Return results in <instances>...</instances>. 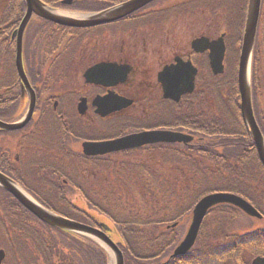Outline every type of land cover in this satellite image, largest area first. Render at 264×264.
Segmentation results:
<instances>
[{
	"label": "flooded vegetation",
	"instance_id": "af4514ba",
	"mask_svg": "<svg viewBox=\"0 0 264 264\" xmlns=\"http://www.w3.org/2000/svg\"><path fill=\"white\" fill-rule=\"evenodd\" d=\"M61 1L57 9L75 12L77 0ZM181 6L155 0L124 18L85 27L61 25L34 14L24 34L29 84L17 66V28L13 30L14 22L8 19V123L22 120L35 99L30 122L21 129H8V177L47 204L67 201L73 194L85 198L77 185L83 181H77V170L88 168L91 175L92 160L103 163L135 154L129 149L84 156L85 142L150 130L197 138L194 127H184L182 116L203 121L206 115L217 114L219 101L211 91L217 92L220 83L211 64L212 51L195 49L194 38L187 48L181 47L185 50L172 53L169 33L161 40L155 33L136 34L154 32L156 26L165 29L164 24L184 18L182 10L175 11ZM22 7L8 0V12ZM220 36H208L210 44ZM225 43L227 57L226 37ZM211 47L219 48L214 43ZM189 75L193 90L180 93L185 90L181 81ZM62 184L67 196L60 194ZM12 199L17 202L8 197Z\"/></svg>",
	"mask_w": 264,
	"mask_h": 264
},
{
	"label": "trees",
	"instance_id": "16d2710c",
	"mask_svg": "<svg viewBox=\"0 0 264 264\" xmlns=\"http://www.w3.org/2000/svg\"><path fill=\"white\" fill-rule=\"evenodd\" d=\"M9 1L23 7L8 12V0H0V38H3L0 58L6 60V68L8 19L11 24L14 22L12 29L15 30L25 12L23 0ZM46 1L52 5L60 3V0ZM122 1L125 0H77L74 9L98 11ZM248 1L241 8L244 21ZM259 24L253 97L258 102L259 109L255 105V110L264 134V105L259 102V92L264 95V0ZM243 27L244 22L234 42L241 43ZM234 61L236 66L238 54ZM236 75L235 71L222 78L214 94L219 109L225 112L223 115L211 113L201 121L183 113L184 127H194L198 136L190 144L158 143L132 150L131 153L153 157V166L115 158L103 163L92 160L90 164L98 171L96 178L100 183L93 182L87 188L85 178L84 183L77 184L86 196L88 207L108 215L114 222L125 264H250L253 257L264 255V227L239 231L246 226L245 220L253 219L244 217L233 205L221 204L209 211L193 249L185 255L172 256L185 233L184 220L206 194L237 193L264 217V168L241 117ZM6 86L0 84V118H8V89L6 92L3 89ZM227 87L229 93L225 90ZM189 121H198L199 125ZM0 170L8 174V146L2 141ZM104 177L111 180L107 186H104ZM66 188L64 185L61 195L67 196ZM10 196L0 187V246L8 253L10 249L15 250L26 264H108L107 252L95 241L48 225L18 202H9ZM51 207L64 216L99 225L95 216L69 198ZM8 223L13 237L8 232Z\"/></svg>",
	"mask_w": 264,
	"mask_h": 264
},
{
	"label": "water",
	"instance_id": "95a60500",
	"mask_svg": "<svg viewBox=\"0 0 264 264\" xmlns=\"http://www.w3.org/2000/svg\"><path fill=\"white\" fill-rule=\"evenodd\" d=\"M25 1L27 3V12L20 24L17 34V66L23 81L28 83V78L24 71L22 57L23 34L25 27L32 17L33 13H36L37 15L45 19L52 20L61 24L71 26H90L110 22L127 16L153 0H129L123 4L111 7L101 12L84 14L83 17L69 16L55 8H52L42 0ZM261 1L262 0H250L249 3L246 29L239 62L238 84L241 95L242 117L253 137V140L255 141L260 160L264 166V135L258 125L254 114L251 92L252 57L260 17ZM63 2L71 3L72 1L64 0ZM213 43L219 46V48H212L211 46L213 45ZM213 43L210 44L208 38L201 37L194 41V47L195 49L200 51L210 48L212 51L211 61L214 71L216 73H222L224 71L223 59L226 50L224 38L220 37L218 41H215ZM172 77L173 79L177 78L174 74ZM180 77L184 78V75H180ZM189 78L185 81H181L185 90H180V93L191 92L193 90L194 80H192V78ZM34 108L35 99L33 98L29 112L23 121L18 123H8L6 121L0 120V128L14 130L24 127L30 121ZM190 140H192L191 135L180 132L167 130L143 131L140 133L126 135L114 140L103 142H85L84 152L88 155L105 154L124 149L137 148L146 144L158 142L187 143ZM0 186L10 191L26 208L33 212L42 221L52 226L85 234L101 241L112 253V264H125V257L122 250L120 249L118 244L105 232L104 229L75 221L73 219L61 216L48 210L40 203H38L35 199L26 194V192L22 188H20L13 180L8 178V176L3 174L2 172H0ZM223 203L233 204L241 208L250 216L257 218L263 217L262 214L256 209V207H254L249 201H247L240 195L229 192L210 193L201 198L195 205L193 209L192 220L187 233L183 240L175 248L173 256H181L191 250L197 240L201 225L208 211L214 206ZM103 227L106 230H109V227L105 223L103 224ZM5 256V251L3 249H0V264H2ZM251 264H264V256L255 257L252 260Z\"/></svg>",
	"mask_w": 264,
	"mask_h": 264
},
{
	"label": "rangeland",
	"instance_id": "374dc122",
	"mask_svg": "<svg viewBox=\"0 0 264 264\" xmlns=\"http://www.w3.org/2000/svg\"><path fill=\"white\" fill-rule=\"evenodd\" d=\"M168 1L174 4H182V7H179L177 10H182L184 14V18H181L180 20L174 21L172 24H164L165 29H163V26H156L155 31L152 32L151 30H142L136 32L139 36H144L146 33H155L158 37V40H161L164 35L166 36V33H169L172 37H170L171 40V51L172 53L175 51H183L188 47V44L191 42L192 39L202 36V35H208L211 37H218L219 33H225L226 36L229 38H237L239 36L238 28L242 26V22H244V15L241 13L242 5L246 3V0H164ZM163 2V1H159ZM224 5V6H223ZM173 11L172 13H174ZM38 24L36 25V27ZM167 37V36H166ZM1 41H3V38H0V48ZM3 45V44H2ZM186 47L185 49H182L181 47ZM234 48L237 49L235 53H233V60L232 65L235 66V57L238 54V45L234 44ZM170 48H168V51ZM229 57V52H228ZM6 61V60H5ZM229 62V59H228ZM8 67L6 68L4 65V61L0 58V78L7 83L8 81ZM7 73V74H6ZM228 76V74L226 73ZM226 75L224 77H226ZM4 82L0 80L1 85H6ZM4 92L7 91V88H3ZM226 92H230V88H225ZM211 95L214 97V91H211ZM229 95V94H228ZM259 97L261 103L264 105V95H262L259 92ZM255 105L257 109L258 102H255ZM223 111L218 109L217 114L223 115ZM15 114V112L13 113ZM3 141L8 143V134H0ZM116 159L126 161L128 163H135V164H143L146 166H153L154 165V159L153 157L147 156L146 154H135V155H124V156H118ZM143 160V161H142ZM144 162V163H143ZM97 174L93 173L92 175L88 174L87 177H84L85 182H88L89 185L93 182H99V180L96 178ZM79 181V179H78ZM111 180L104 177V186H107L108 183ZM100 183V182H99ZM103 184V183H102ZM106 188V187H105ZM195 189V188H192ZM108 192H109V186H108ZM234 193V192H233ZM190 195V194H189ZM106 202V200L104 199ZM77 203L81 205L84 208H88L86 201L84 198H80L77 200ZM140 203V202H137ZM95 215H97L98 219L101 221H105L106 223L113 225L112 219L103 213H100L101 216H98V212L92 211ZM98 213V214H97ZM244 217L251 218L253 220H245V227H241L239 231H248L250 229H255L259 227H264V218L263 219H256L253 217L248 216L244 213ZM255 219V220H254ZM191 222V215L184 220V228L187 230L189 224ZM248 225V226H247ZM185 230V232H186ZM17 231V230H16ZM8 232L13 233V231L10 228V224L8 223ZM12 236V235H11ZM13 237V236H12ZM116 239L118 236H114ZM28 244V243H27ZM9 246H11L10 243H8ZM29 245V244H28ZM13 247V246H12ZM11 247V248H12ZM27 250H25L26 253ZM6 264H26V260L23 258H20L19 255L16 254L15 250L11 251L9 250L8 256L6 258ZM111 264V263H110Z\"/></svg>",
	"mask_w": 264,
	"mask_h": 264
},
{
	"label": "bare ground",
	"instance_id": "6f19581e",
	"mask_svg": "<svg viewBox=\"0 0 264 264\" xmlns=\"http://www.w3.org/2000/svg\"><path fill=\"white\" fill-rule=\"evenodd\" d=\"M110 254H111V252H110ZM111 256H112V254H111Z\"/></svg>",
	"mask_w": 264,
	"mask_h": 264
}]
</instances>
